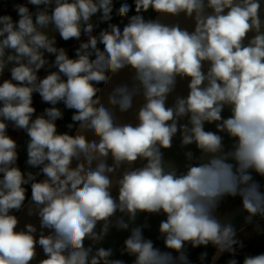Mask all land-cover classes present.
<instances>
[{"label": "clouds", "instance_id": "9594fccd", "mask_svg": "<svg viewBox=\"0 0 264 264\" xmlns=\"http://www.w3.org/2000/svg\"><path fill=\"white\" fill-rule=\"evenodd\" d=\"M262 2L22 0L12 4L15 19L0 14V264H126L100 246L113 228L129 233L120 255L131 264H193L189 250L208 246L210 264L225 256L223 264H264V252L237 258L245 243L220 207L238 197L245 224L264 235ZM149 10L184 14L194 30L146 19ZM60 41H76L75 55ZM126 68L131 84L102 102L101 85ZM177 78L189 79L188 93L168 106ZM34 94L48 105L40 114ZM137 97V123H120L117 112L133 110ZM60 105L72 111L68 131L58 130ZM10 127L28 138L27 170ZM177 135L188 149L182 171L164 158ZM26 206L39 229L17 230ZM140 214L165 217L163 249L136 224Z\"/></svg>", "mask_w": 264, "mask_h": 264}, {"label": "water", "instance_id": "95a60500", "mask_svg": "<svg viewBox=\"0 0 264 264\" xmlns=\"http://www.w3.org/2000/svg\"><path fill=\"white\" fill-rule=\"evenodd\" d=\"M261 19H264V2H262V11H261ZM154 20H159V22L166 24V25H173V24H179V26L183 29L188 30L189 32L194 30V21L190 18H186L184 14H181L179 16H171L168 14H158ZM264 31V30H262ZM253 34L249 33V38H251ZM207 70V65H205V71ZM133 75L132 71L130 69H124L121 72H119L117 75H115L110 82L109 85L104 86V92H103V100L102 102L107 103V95L111 91V89L120 84V83H129L131 84V76ZM188 82L189 79L185 78L183 80L177 78V84L175 91L169 96L167 104L168 106H171L174 103V99L176 96H186L188 93ZM143 103L142 97H137L134 100V108L133 110H130L128 113H119L117 112L118 120L120 123H132L135 125L137 123L135 119V112L138 110L139 106ZM230 110L225 109L223 115L225 117H228L230 115ZM181 123H186V120L181 121ZM206 130H215L213 125H207L206 124ZM88 138L91 140L94 137L91 135V133H88ZM232 143L231 140H229L227 137H225V144L227 146H230ZM197 156L200 155V153L196 150L195 145L188 146ZM188 149H183L180 146V137L177 135V137L173 141V147L169 150H164V158L166 161L170 162L171 164L175 165L177 168H179L181 171L183 170V165L185 163L184 158V151H187ZM76 161H73L72 166H76ZM108 163L111 164V159L108 160ZM137 167L141 166V162H137ZM123 171V169H121ZM120 175V172L116 173V175L113 177V179L118 178ZM113 196L118 195V191L116 187H113L112 189ZM225 218L231 220V222L234 224V226L237 228L238 232L241 228L245 229L252 225H247L244 222V216L247 215V213L241 211V203L234 206L233 208L229 209L227 212L224 213ZM19 218V225L17 230H21L24 228V226L27 223H32L37 226L39 229V218L35 215L29 216L27 211V206L24 210L20 212L18 215ZM164 216H155V215H148V214H140L137 217L136 224L137 225H143L147 224L149 227L145 228L144 230V236L146 238L152 239L157 247H160L163 249V243L162 241L157 239L158 236V227L159 222L164 219ZM258 219V218H257ZM129 233L127 231H118L116 229H112L110 231V234L106 237L105 241L100 245L105 248H112L114 250V257L118 259H123L126 261V264H131L132 260L134 258L128 257L127 255L121 256L120 255V249L123 246L124 239L127 238ZM37 251L39 253L37 260L44 258L43 250L39 247H37ZM195 250L190 249L189 250V256L191 258L192 254ZM207 251L208 257L206 264H210L211 258L214 255L215 249L212 246H208L207 248H201L200 252ZM198 254V256H199ZM33 264H36V262H33ZM195 264H199V260L197 259Z\"/></svg>", "mask_w": 264, "mask_h": 264}, {"label": "rangeland", "instance_id": "374dc122", "mask_svg": "<svg viewBox=\"0 0 264 264\" xmlns=\"http://www.w3.org/2000/svg\"><path fill=\"white\" fill-rule=\"evenodd\" d=\"M19 2H22V0H20ZM12 4L7 3V4L3 5L2 7H0V13L4 10H10L11 12L15 13L12 9ZM101 26H102V24L100 25V27ZM59 43H60V46H63L68 50L70 56L75 55L74 49L77 46L76 41H69V42L60 41ZM45 74L46 73L44 70H41V72L39 73L40 76H43ZM5 76H7V72L5 73ZM47 106L48 105L41 102V99H40L38 94H34V107H36V109H37V114H39ZM60 107L63 109V105H60ZM64 110L65 109H63V111ZM57 125H58V130L63 131L64 124L62 123V120L57 121ZM9 135H11L14 139L17 140L18 145L20 147H21V145H23V143L27 139V136L25 133H23L22 131L13 130L11 127L9 128ZM256 179L260 180L261 184L264 185V179H262L260 177H256ZM239 203H241V202H240V199L238 197L235 199L228 198L221 204V206H220L221 211L225 213L229 209L238 205ZM239 234H240V238L244 240L245 248L242 250L240 255L237 257L238 259L242 260L243 255L245 253L255 255V254H260V253L264 252V235L256 234L253 231V226H249V227L245 228L243 232L239 231ZM227 258H228L227 256L222 257L221 261H219L218 264H223V261L226 260ZM190 259L193 261V264H195L197 259H198V254H197V256L196 255L194 256L192 254Z\"/></svg>", "mask_w": 264, "mask_h": 264}, {"label": "trees", "instance_id": "16d2710c", "mask_svg": "<svg viewBox=\"0 0 264 264\" xmlns=\"http://www.w3.org/2000/svg\"><path fill=\"white\" fill-rule=\"evenodd\" d=\"M19 1L20 0H7V2H5V0H0V7H2L3 5H5L7 3L12 4L14 2H19ZM130 2H131V0H130ZM118 6H119V4H117V7ZM5 12L12 14L14 19L16 18V14L13 13V12H11L10 10H4L0 14H3ZM157 15H158L157 13H155V12H153L151 10H149V12H147V13L144 14V16H145L146 19H155V17ZM112 23H120V24H123V23H126V20L122 21L121 18H119V17H117V16L114 15L113 20H112ZM106 26H107L106 24H102L101 27H106ZM102 47L103 46L101 45V48ZM101 87H103V85H101ZM42 112H43V110L40 113H42ZM71 115H72V111L71 110H67V109L64 110V118L62 119V123L64 124L63 131H68V129L66 128V125L71 122ZM27 139L25 140V142L23 143V145H21V147L19 148L20 155H19V160H18V164L21 167V169H25V170H27V165L25 163L26 162V158H27V154H26V143H27ZM31 170L32 171H36V169H31ZM39 178L42 179L43 177H39ZM30 194H31V192H30V187H29V191H28L29 199H30ZM15 214L18 216L20 214V212L15 213ZM200 249L201 248L195 249L193 255L194 256L195 255L197 256V254H199V252H200Z\"/></svg>", "mask_w": 264, "mask_h": 264}]
</instances>
